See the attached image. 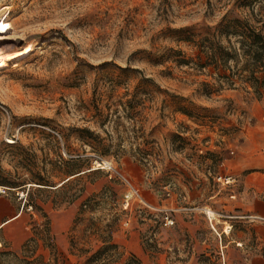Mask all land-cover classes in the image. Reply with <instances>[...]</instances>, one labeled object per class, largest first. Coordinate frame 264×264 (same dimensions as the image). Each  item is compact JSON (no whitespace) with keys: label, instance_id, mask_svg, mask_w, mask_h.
Wrapping results in <instances>:
<instances>
[{"label":"rangeland","instance_id":"374dc122","mask_svg":"<svg viewBox=\"0 0 264 264\" xmlns=\"http://www.w3.org/2000/svg\"><path fill=\"white\" fill-rule=\"evenodd\" d=\"M0 6L13 29L0 57H17L0 70V196L23 209L27 238L38 228L36 257L52 264L40 240L48 223L62 264H264L259 225L229 218L241 214L232 189L214 180L264 122V86L239 81L243 60L197 67L200 49L168 30L204 36L227 16L264 31V0ZM170 50L190 63L177 65ZM20 231L0 230V239ZM8 246L0 252L15 253Z\"/></svg>","mask_w":264,"mask_h":264},{"label":"trees","instance_id":"16d2710c","mask_svg":"<svg viewBox=\"0 0 264 264\" xmlns=\"http://www.w3.org/2000/svg\"><path fill=\"white\" fill-rule=\"evenodd\" d=\"M175 37L177 42H186L200 49L203 62L195 64L199 68L212 67L215 71L230 70L227 66L232 62L237 64L239 60H243V67L239 70V81L249 85L255 92L259 93V89L264 86V31L257 29L251 25L248 19L232 18L228 19L224 16L221 22L213 29L206 28L208 32L202 36L199 32L186 29H168ZM230 38L238 39L237 47L233 46ZM222 40H225L227 46L222 45ZM170 55L177 65H188L189 60L183 58L181 51L170 50ZM164 57V56H163ZM178 57H181L178 59ZM225 78V76H218ZM7 182H0V186H5ZM47 186L44 184H38ZM8 187V186H6ZM12 188V187H11ZM46 235H42L40 239L44 244L45 249H49V260L52 264H62L53 245L49 244L50 232L48 223L43 230ZM37 232L38 228L33 227V236L28 239L21 247L18 253L0 252L1 257H12L22 264H49L43 262L42 257L35 256V248H37ZM4 247V244H2ZM115 248V246H107L103 250L98 251L97 255L104 253V250ZM19 254L22 259H19ZM139 264L135 260H130L125 264Z\"/></svg>","mask_w":264,"mask_h":264},{"label":"crops","instance_id":"0c3cea01","mask_svg":"<svg viewBox=\"0 0 264 264\" xmlns=\"http://www.w3.org/2000/svg\"><path fill=\"white\" fill-rule=\"evenodd\" d=\"M255 126L246 132L244 139L233 152V157L228 161L232 164V168L225 175L233 177L235 183L226 188L232 189L229 199L235 201L232 203L233 207L241 212L240 216L229 218L243 219L246 223L258 224L259 236L264 238V122L257 121ZM22 214V208L18 209L0 196V230L5 232L17 228L21 230L20 234L5 238V241L0 239V249L3 248L2 244L9 245L8 247L11 250L15 249L13 251L17 253L30 239L27 238L29 232L21 224ZM254 226L257 228L256 225ZM223 233L224 230L220 234L217 233L218 237L221 238ZM64 241V238H57L61 247L64 246ZM248 264H261V261L254 258Z\"/></svg>","mask_w":264,"mask_h":264},{"label":"bare ground","instance_id":"6f19581e","mask_svg":"<svg viewBox=\"0 0 264 264\" xmlns=\"http://www.w3.org/2000/svg\"><path fill=\"white\" fill-rule=\"evenodd\" d=\"M0 24L8 25L7 29H5L4 31H0V41L11 39V36L13 35L12 25L8 23L6 19L2 20L1 18H0ZM16 61H17V57L15 56L0 57V70L6 69L9 64L14 63ZM206 214L209 219H214V213L211 212L210 210H206Z\"/></svg>","mask_w":264,"mask_h":264},{"label":"built area","instance_id":"2783aa9c","mask_svg":"<svg viewBox=\"0 0 264 264\" xmlns=\"http://www.w3.org/2000/svg\"><path fill=\"white\" fill-rule=\"evenodd\" d=\"M0 2H1V0H0ZM4 8H5V6H0V18L2 20L7 19V17H8V12ZM214 180H215L216 184L222 188L230 187L235 183V180L233 177L226 176V175H217V176H215ZM4 193H5V190L0 189V194H4ZM164 219H165L164 220L165 226H172L174 224L173 220H170L169 216H165Z\"/></svg>","mask_w":264,"mask_h":264},{"label":"snow or ice","instance_id":"6c2138e0","mask_svg":"<svg viewBox=\"0 0 264 264\" xmlns=\"http://www.w3.org/2000/svg\"><path fill=\"white\" fill-rule=\"evenodd\" d=\"M8 25L6 24H0V31H4L5 29H7Z\"/></svg>","mask_w":264,"mask_h":264}]
</instances>
